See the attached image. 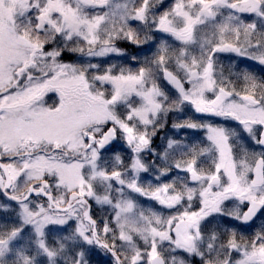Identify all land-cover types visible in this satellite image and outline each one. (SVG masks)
I'll return each mask as SVG.
<instances>
[{
    "label": "snow or ice",
    "instance_id": "1",
    "mask_svg": "<svg viewBox=\"0 0 264 264\" xmlns=\"http://www.w3.org/2000/svg\"><path fill=\"white\" fill-rule=\"evenodd\" d=\"M244 60L264 66V0H0V264H264V223L246 234L264 75ZM186 107L219 120L178 118L203 139L153 147Z\"/></svg>",
    "mask_w": 264,
    "mask_h": 264
},
{
    "label": "rangeland",
    "instance_id": "2",
    "mask_svg": "<svg viewBox=\"0 0 264 264\" xmlns=\"http://www.w3.org/2000/svg\"><path fill=\"white\" fill-rule=\"evenodd\" d=\"M165 5H170L172 3V0H164ZM161 37H164L166 39H169V41L171 42V38L170 37H166L165 34H158ZM155 44V41L152 42L151 44L148 45H143L141 48H138L134 45H130L127 43H122L121 46L125 48V50L130 54V55H139L140 59L144 58V55L147 54L148 56H151L153 53L156 52V47L153 46ZM151 48V52L150 53H146V50ZM66 58V57H65ZM232 57V54L229 55H222L221 54V59L222 62L227 65L229 63V60ZM234 59L237 60V62H239L241 60V58L235 57ZM68 61H73L75 60V57L73 56H67ZM116 62V61H114ZM135 63H138L135 62ZM243 65L246 67H249V69L253 72H255L257 75H264V66H260L258 64H256L253 61H248V60H244L243 61ZM228 69L225 68V72H227ZM162 87H165L166 89L169 88V86L165 83L162 82ZM50 96L53 97V100L55 99L54 94H49ZM52 102V101H50ZM194 112V110L191 107H186L183 113H171L169 114V118L167 121V124L165 126V128L161 129L160 131H158L157 135L153 138V147H156L158 149H162L164 144H165V139L167 137H173L176 135H179L180 138H187L188 140H202L203 139V133L202 132H197L195 130H190V129H183L180 130L179 132H177V130L172 128V124L173 122H175L178 118L180 119H187L190 118L192 120H200V119H215V120H219V118H213V117H203L202 114ZM117 149L120 151V154L122 156L125 157V159H127V157L129 156V151L127 150V146L124 144V142L121 140L117 143ZM145 179V183L150 182L152 180V176L150 174H143ZM174 175V173H173ZM3 197H0V200H2ZM141 201L143 202L145 200V198H140ZM148 204H152L153 202L148 201ZM14 204V202H13ZM94 213L97 216L102 215L100 209L96 208L94 206L93 208ZM11 219V215L10 214H5V213H0V223L5 222L6 220H10ZM264 223V218L262 219H258L255 222V228L251 229V231H249L248 233H246L247 235H251L252 232H254L255 230H257L260 226V224ZM88 258L91 262V264H113V261L111 259V257L109 255L104 254L100 249H92L89 253H88ZM197 258H193V260H196Z\"/></svg>",
    "mask_w": 264,
    "mask_h": 264
},
{
    "label": "flooded vegetation",
    "instance_id": "3",
    "mask_svg": "<svg viewBox=\"0 0 264 264\" xmlns=\"http://www.w3.org/2000/svg\"><path fill=\"white\" fill-rule=\"evenodd\" d=\"M222 55H229V54H222ZM199 115H200V114H199ZM199 115H198V116H199ZM257 220H258V219H257ZM257 220H255L253 223L255 224V222H256Z\"/></svg>",
    "mask_w": 264,
    "mask_h": 264
},
{
    "label": "trees",
    "instance_id": "4",
    "mask_svg": "<svg viewBox=\"0 0 264 264\" xmlns=\"http://www.w3.org/2000/svg\"><path fill=\"white\" fill-rule=\"evenodd\" d=\"M65 59H67V56H66V58Z\"/></svg>",
    "mask_w": 264,
    "mask_h": 264
},
{
    "label": "water",
    "instance_id": "5",
    "mask_svg": "<svg viewBox=\"0 0 264 264\" xmlns=\"http://www.w3.org/2000/svg\"><path fill=\"white\" fill-rule=\"evenodd\" d=\"M170 87V86H169Z\"/></svg>",
    "mask_w": 264,
    "mask_h": 264
}]
</instances>
